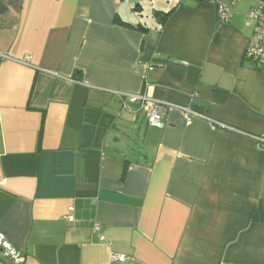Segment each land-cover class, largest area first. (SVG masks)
Returning <instances> with one entry per match:
<instances>
[{"label":"crops","instance_id":"1","mask_svg":"<svg viewBox=\"0 0 264 264\" xmlns=\"http://www.w3.org/2000/svg\"><path fill=\"white\" fill-rule=\"evenodd\" d=\"M156 1L161 24L140 1L0 0V233L22 264H264L255 8Z\"/></svg>","mask_w":264,"mask_h":264},{"label":"built area","instance_id":"2","mask_svg":"<svg viewBox=\"0 0 264 264\" xmlns=\"http://www.w3.org/2000/svg\"><path fill=\"white\" fill-rule=\"evenodd\" d=\"M180 1V0H179ZM197 1H213V0H197ZM219 15L222 20H228L230 10L228 7L221 6ZM248 24L252 27V36L245 50V58L261 67H264V6L262 8H255L246 15ZM124 107L129 105L138 106L140 109L146 110L147 124L154 128L162 127V120L167 106L155 103L146 99L143 95H129L123 99ZM72 208L68 209V216L66 221L72 222ZM98 232V226L93 229ZM100 240H103L100 237ZM0 252L15 264H22L24 257L20 251L13 248L6 240L5 236L0 233ZM113 260L124 262L125 257L120 255H113Z\"/></svg>","mask_w":264,"mask_h":264},{"label":"rangeland","instance_id":"3","mask_svg":"<svg viewBox=\"0 0 264 264\" xmlns=\"http://www.w3.org/2000/svg\"><path fill=\"white\" fill-rule=\"evenodd\" d=\"M133 1L134 3L132 5V9L136 10V7L139 4L138 2L140 1L141 6L143 7V10L137 13L142 14V17L144 20L147 19L148 21H151V22H156V19L154 17L155 12H159L158 10L162 12H167L175 5V1H170V2H162V1H156V0H133ZM224 2L226 3L225 4L222 3V5H225L229 8L232 7L233 9L232 11L234 10L238 11V10L243 9V10H246L247 12L250 8H259L263 6V4L259 2L258 0H250V3L248 2L242 3L243 0H224Z\"/></svg>","mask_w":264,"mask_h":264},{"label":"water","instance_id":"4","mask_svg":"<svg viewBox=\"0 0 264 264\" xmlns=\"http://www.w3.org/2000/svg\"><path fill=\"white\" fill-rule=\"evenodd\" d=\"M258 1L261 2L262 4H264V0H258ZM154 17H155L158 24H161L165 18V16L160 12L154 13Z\"/></svg>","mask_w":264,"mask_h":264},{"label":"trees","instance_id":"5","mask_svg":"<svg viewBox=\"0 0 264 264\" xmlns=\"http://www.w3.org/2000/svg\"><path fill=\"white\" fill-rule=\"evenodd\" d=\"M174 8H171L169 12L166 13V16L173 10Z\"/></svg>","mask_w":264,"mask_h":264}]
</instances>
